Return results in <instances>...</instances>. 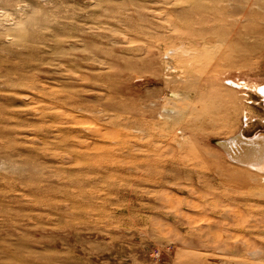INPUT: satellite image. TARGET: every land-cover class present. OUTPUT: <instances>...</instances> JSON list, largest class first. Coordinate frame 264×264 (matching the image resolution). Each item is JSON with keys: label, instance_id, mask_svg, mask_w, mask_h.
I'll return each instance as SVG.
<instances>
[{"label": "rangeland", "instance_id": "obj_1", "mask_svg": "<svg viewBox=\"0 0 264 264\" xmlns=\"http://www.w3.org/2000/svg\"><path fill=\"white\" fill-rule=\"evenodd\" d=\"M258 84L264 0H0V264H264Z\"/></svg>", "mask_w": 264, "mask_h": 264}, {"label": "bare ground", "instance_id": "obj_2", "mask_svg": "<svg viewBox=\"0 0 264 264\" xmlns=\"http://www.w3.org/2000/svg\"><path fill=\"white\" fill-rule=\"evenodd\" d=\"M178 51H180V49ZM181 51H182V49H181ZM183 54H185V53H183ZM168 68H170V67H168ZM233 85H235L236 87L240 86L237 83H235V84L233 83ZM256 88L264 95V92L261 91V89H264V85L262 86V85L258 84L256 86ZM176 111H178V109H176ZM193 113H194V111H193ZM223 143H225V150H226L225 153H227L228 158L232 162H234L235 164H237L241 167L248 169L251 172L264 174V133L257 135L253 138H247L242 134H238V135L232 136V137L224 140ZM198 236H199V234H198Z\"/></svg>", "mask_w": 264, "mask_h": 264}, {"label": "water", "instance_id": "obj_3", "mask_svg": "<svg viewBox=\"0 0 264 264\" xmlns=\"http://www.w3.org/2000/svg\"><path fill=\"white\" fill-rule=\"evenodd\" d=\"M217 146H218L221 150L226 151V150H225V143H223V141H219V142H217Z\"/></svg>", "mask_w": 264, "mask_h": 264}, {"label": "snow or ice", "instance_id": "obj_4", "mask_svg": "<svg viewBox=\"0 0 264 264\" xmlns=\"http://www.w3.org/2000/svg\"><path fill=\"white\" fill-rule=\"evenodd\" d=\"M262 92H264V89H261Z\"/></svg>", "mask_w": 264, "mask_h": 264}]
</instances>
